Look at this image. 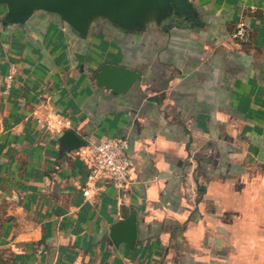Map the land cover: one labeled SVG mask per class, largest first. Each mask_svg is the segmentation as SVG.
Returning a JSON list of instances; mask_svg holds the SVG:
<instances>
[{"label": "crops", "instance_id": "obj_1", "mask_svg": "<svg viewBox=\"0 0 264 264\" xmlns=\"http://www.w3.org/2000/svg\"><path fill=\"white\" fill-rule=\"evenodd\" d=\"M186 1L84 34L44 10L7 22L0 3V223L19 264H264V0ZM102 64L138 79L114 93ZM66 130L125 137L126 186L83 196ZM133 213L134 244L114 242Z\"/></svg>", "mask_w": 264, "mask_h": 264}, {"label": "water", "instance_id": "obj_2", "mask_svg": "<svg viewBox=\"0 0 264 264\" xmlns=\"http://www.w3.org/2000/svg\"><path fill=\"white\" fill-rule=\"evenodd\" d=\"M7 4L4 19L7 22H24L35 10L57 13L64 21L80 34H84L90 20L103 16L115 25L132 29L140 24L145 10L174 9L179 13L194 14L191 3L186 0H0ZM97 84L115 92H124L138 79L131 69L111 64H102L95 74ZM66 147L78 148L84 142L71 130L60 137ZM136 238L135 214L117 223L113 229V241L132 246Z\"/></svg>", "mask_w": 264, "mask_h": 264}, {"label": "built area", "instance_id": "obj_3", "mask_svg": "<svg viewBox=\"0 0 264 264\" xmlns=\"http://www.w3.org/2000/svg\"><path fill=\"white\" fill-rule=\"evenodd\" d=\"M237 42H248L245 22L239 20L230 34ZM128 141L125 137L112 136L96 142H88L77 148V155L88 164L83 196L90 195V188L98 179L123 188L129 178Z\"/></svg>", "mask_w": 264, "mask_h": 264}, {"label": "rangeland", "instance_id": "obj_4", "mask_svg": "<svg viewBox=\"0 0 264 264\" xmlns=\"http://www.w3.org/2000/svg\"><path fill=\"white\" fill-rule=\"evenodd\" d=\"M0 223V264H19L18 260L15 258L14 253L6 244V237L2 235Z\"/></svg>", "mask_w": 264, "mask_h": 264}]
</instances>
